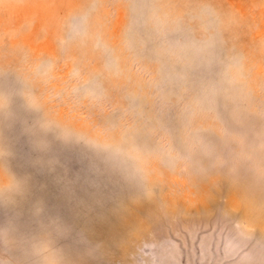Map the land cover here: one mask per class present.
<instances>
[{"label": "rangeland", "instance_id": "rangeland-1", "mask_svg": "<svg viewBox=\"0 0 264 264\" xmlns=\"http://www.w3.org/2000/svg\"><path fill=\"white\" fill-rule=\"evenodd\" d=\"M0 264H264V0H0Z\"/></svg>", "mask_w": 264, "mask_h": 264}]
</instances>
